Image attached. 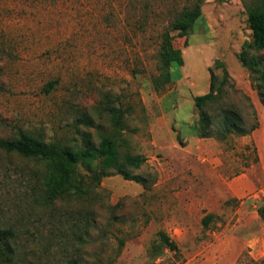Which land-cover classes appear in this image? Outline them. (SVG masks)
<instances>
[{"label":"rangeland","instance_id":"374dc122","mask_svg":"<svg viewBox=\"0 0 264 264\" xmlns=\"http://www.w3.org/2000/svg\"><path fill=\"white\" fill-rule=\"evenodd\" d=\"M253 1L201 0L186 31L170 29L182 62H170L171 81L156 90L163 32L195 0H0V139L23 130L72 144L87 132L97 143L111 132L108 103L125 115L120 151L144 158L134 169L144 184L111 171L86 203L97 210L87 260L99 252L100 264H264V105L239 59ZM222 65L224 100L246 127L258 124L223 140L200 137L193 98L209 90L210 68L223 76ZM37 167L0 148V225L25 215ZM167 240L177 249L154 256Z\"/></svg>","mask_w":264,"mask_h":264},{"label":"trees","instance_id":"16d2710c","mask_svg":"<svg viewBox=\"0 0 264 264\" xmlns=\"http://www.w3.org/2000/svg\"><path fill=\"white\" fill-rule=\"evenodd\" d=\"M201 13V0H195L191 7L178 11L163 32L164 43L160 51V73L152 78L156 90L170 82V62H182L178 50L171 46L170 29L186 31ZM247 22L251 30V41L243 45L239 59L243 66L256 75L257 91L264 105V0H255L247 6ZM218 62V61H217ZM220 63V62H219ZM221 65V64H220ZM224 72L219 79L210 71L209 90L193 98L198 111L194 132L200 137H214L223 140L227 136L245 135L258 122L245 126V117L234 103L224 100V85L230 77ZM53 82L45 86L50 91ZM104 109L111 121V132L96 143L83 132L82 142L62 143L45 141L29 131L20 130L16 135L0 139V148L36 161L38 167L32 170L29 196L25 215L14 223L0 225V264H100L101 255L95 252L94 259L84 257L87 237L96 225L97 210L90 205L99 197L97 186L100 179L114 171L125 179L145 183V177L134 169L144 162L141 154L120 151L121 129L126 126L121 108L106 103ZM83 171V172H82ZM88 178L86 179V177ZM80 204L76 209L62 208L66 201ZM264 219V208H257ZM212 214L202 217L206 226ZM123 245V240H119ZM176 250L177 244L167 240L156 245L159 249ZM154 249V248H153ZM154 249V250H155Z\"/></svg>","mask_w":264,"mask_h":264}]
</instances>
